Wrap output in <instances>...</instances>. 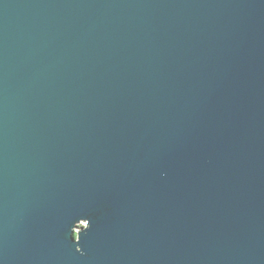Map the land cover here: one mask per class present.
Listing matches in <instances>:
<instances>
[{
  "label": "water",
  "instance_id": "obj_1",
  "mask_svg": "<svg viewBox=\"0 0 264 264\" xmlns=\"http://www.w3.org/2000/svg\"><path fill=\"white\" fill-rule=\"evenodd\" d=\"M0 264H264V0H0Z\"/></svg>",
  "mask_w": 264,
  "mask_h": 264
}]
</instances>
